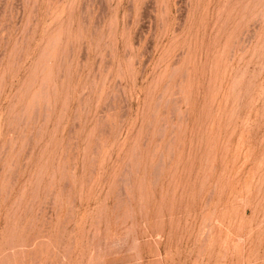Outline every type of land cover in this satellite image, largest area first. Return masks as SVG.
I'll list each match as a JSON object with an SVG mask.
<instances>
[{"label":"rangeland","instance_id":"374dc122","mask_svg":"<svg viewBox=\"0 0 264 264\" xmlns=\"http://www.w3.org/2000/svg\"><path fill=\"white\" fill-rule=\"evenodd\" d=\"M0 264H264V0H0Z\"/></svg>","mask_w":264,"mask_h":264}]
</instances>
